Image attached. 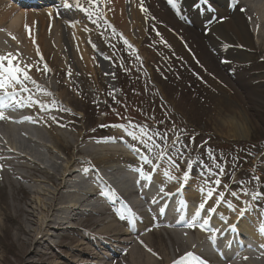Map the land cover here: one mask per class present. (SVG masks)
<instances>
[{
	"label": "bare ground",
	"instance_id": "obj_1",
	"mask_svg": "<svg viewBox=\"0 0 264 264\" xmlns=\"http://www.w3.org/2000/svg\"><path fill=\"white\" fill-rule=\"evenodd\" d=\"M69 1L82 2V0ZM100 1L102 15L106 20L117 25L123 32H133L136 36H141L139 51L147 52H145L147 61L156 63V69L160 68L159 63L163 58L166 61H172L170 65H179V70L176 67L161 68L164 77L170 79L171 75L184 74L180 64L182 61L176 55L178 53L186 56V51L183 44L177 41L178 36L174 33L171 35L164 33L163 40H159L156 35L152 36L149 33L145 35L151 19L139 7V2L142 3V0ZM174 1L180 3L178 9L184 15H193L197 18L198 29L188 26H184V29L190 33L189 38L196 44L198 50L203 49L213 58H217L219 66L230 72L237 84L239 83L247 90L254 101L264 102V96L252 90L254 82L249 78L250 73L244 71L246 61L251 58L248 51L253 48L260 52L264 44V0H232L234 3L232 12L227 5L230 0H212L217 8L214 14L198 13V15L192 8V4L198 0ZM126 2L130 5L128 15L125 10ZM4 4L5 2L0 0V55L7 56L11 53L16 57L14 62L20 63L31 77L22 84L13 82L6 86L7 90L15 95L5 100L7 107L0 109V115L3 116L0 118V180L3 181L0 183V192L4 196L5 189L8 187L13 200L10 206L13 209V215L8 214L7 205L0 206V215L4 220L15 225L14 239L25 238L28 242H22L28 246L37 241L41 242L40 239L44 240V237L47 239V235L50 234L48 231L50 226L61 229L62 220L86 210L83 206L88 203V213L85 217L92 228L98 227L97 235L99 236L93 234V237L95 236L101 242L100 246L95 244V249L105 250L112 244L111 242L123 243L124 246L129 243L130 246L127 247L129 257L124 264H199L194 256V252L197 251L214 264H246L250 257L249 246L237 245L234 241V237L240 233L244 234L243 237L252 238L256 244L261 243L264 247V222L258 224L255 219L249 224H244L245 219L242 217L236 219L243 209L242 205V207L236 205V199L228 200L225 209L226 217H232V213H235L234 218L230 220L229 229L226 230V225L219 222V228L215 230L212 223L216 221V215L209 211L211 196L208 202L202 203L206 195L196 191L195 195L182 190L184 187L182 183L189 181L183 174L179 175V172L183 170L177 169L175 164L174 166L167 164L163 159L159 160L156 168H153L146 157L137 155L141 149L145 148L141 144L147 142H140L131 135H128L130 144L135 143L140 148L133 151V146L128 147L131 153H127L125 148L119 147L117 139H111L114 137H112L113 133L117 135L124 133V131L120 132L121 128L119 130L116 126H101L100 123L93 127L88 123L79 124L75 120L76 115L71 111L70 106L77 107L78 99L81 100L82 97L90 98L91 95L95 97L100 88H105L104 77L112 71L111 66L109 69L104 67L107 64L100 56L101 47L95 48L90 41L89 38L93 37L91 31L83 40L79 39L75 29L66 27L64 32L63 28L56 27L57 22L53 27L51 22L64 13L60 8L59 12L52 6L40 11H20L11 18L10 13L15 11L14 7ZM160 4L169 5L170 0H160ZM153 7L155 8V5ZM67 8L72 10L73 6L69 5ZM68 9L65 11L66 14L70 13ZM81 9L83 10V7ZM165 11L171 14L169 8L165 7ZM45 17L48 25L43 24L44 31L39 30L38 33L37 24L42 23ZM50 18L51 22L48 23ZM66 25L74 26L69 23ZM145 37L146 40L158 42V47L156 45L154 48L148 47ZM181 39L184 42L183 35ZM155 48L161 56L158 60ZM174 51L176 52L175 60L170 54ZM262 54L264 55V51ZM28 65H31V68H28ZM25 87L27 91L24 90ZM3 94L4 90L0 89V96ZM97 101L100 100L97 99ZM215 101H223L222 95H216ZM53 149L63 151L65 159L55 157L54 160L51 156ZM132 153L135 155H131ZM43 161H46L48 165L44 166ZM74 164L87 165L90 170L75 169ZM157 168L162 174L157 178L160 189L176 191L175 194L184 192L182 203L186 204V207L183 209H187L193 216L179 214V221L169 223L168 220L171 226L181 224L184 227L180 228L179 232L169 228V235L177 241L174 243L175 251L178 250L180 242H183L186 248V252L183 251L181 257L173 262L168 256L164 241L159 236V229L150 227L154 222L146 224V220L142 221L139 218V215L150 216L151 210H154V207L165 198L158 193L159 189L153 190L152 185L143 186L147 183L146 174H151ZM97 169L100 170L99 172L103 171L101 173L107 177V180L100 179L101 173H96ZM39 177H43L49 184L48 189L39 188L37 184ZM16 192L21 193V198L15 197ZM192 199L198 203L193 204ZM64 202L71 204L62 206ZM202 204L203 207H201ZM230 204L232 207L229 206ZM173 205L176 206L175 203ZM180 205L178 203V209L183 210ZM141 206L144 208H140ZM219 207L222 208L218 205L215 212L219 210ZM134 208L145 211L139 213ZM233 209H236L235 212ZM35 210L41 215L38 220L33 221L30 217L34 216ZM197 212H199L198 215ZM114 213L113 220L118 222L110 221L104 225V214L113 216ZM241 215H245V210ZM206 219L207 224L204 223ZM198 221H202L201 224H198V227L194 226L193 224ZM233 221L236 222L233 228L236 230L235 233L231 230ZM140 222L146 225L137 226L136 224ZM30 223H35L36 226L30 229L27 226ZM50 223H56V225ZM3 226L4 224H0V229L3 230ZM221 233L226 236L227 244L230 241L229 246L233 253L226 252L228 246L224 245V241L219 244L221 241L218 237ZM154 235L159 237L158 242L153 241ZM85 237L92 239L90 234ZM203 239L209 240L210 244H202ZM83 244L87 243L80 242L79 250L87 253L89 258L80 260L82 264H104L99 255L102 252H93V254ZM218 244L223 254L221 260L208 249L209 247L216 249ZM204 245L206 247L201 251L198 250V246ZM124 246L118 245L116 249L122 253L126 248ZM41 255L47 256L45 252ZM202 261L211 264L205 259Z\"/></svg>",
	"mask_w": 264,
	"mask_h": 264
},
{
	"label": "rangeland",
	"instance_id": "obj_2",
	"mask_svg": "<svg viewBox=\"0 0 264 264\" xmlns=\"http://www.w3.org/2000/svg\"><path fill=\"white\" fill-rule=\"evenodd\" d=\"M62 3L64 9L61 11L64 13L52 22L51 18L48 19V23L51 22L55 27L57 22L56 27L63 28L64 32L66 27L75 29L79 39L83 40L91 31L93 37L89 39L95 48L101 47L100 56L107 64L104 67L107 69L112 67L110 74L104 77L105 88H100L95 97L89 95L90 98L78 99L77 107L70 106L71 111L76 115L75 120L79 124L88 123L93 127L100 123L101 126L121 128L120 132L124 131V133L119 135L113 133L112 137H114L111 139H117L119 147L125 148L127 153H131L128 147L133 146V151L140 148L135 143L130 144L128 135L134 136L140 142L146 141L147 143L141 144L145 148L138 152V156L146 157L153 168L159 165L160 159L171 166L175 164L177 169L183 170L179 172V175L183 174L189 179L187 183H182L184 191L195 195L201 192L206 195L202 203L208 202L211 196L212 201L209 202V208L212 212L219 204L222 206L214 212L218 216V220L214 221L215 224L219 225V222L229 224L234 218L235 213H232V217H226L225 209L228 200L231 199H236L238 207L243 206L241 213L245 210V215L240 213L236 219L242 217L245 219L244 224H249L255 219L258 224L264 222V102L254 101L251 94L239 83L237 84L235 77L219 66L217 58H213L203 49L198 50L196 44L189 38L190 33L184 29L187 25L182 19L168 14L159 0H142V3L139 2V7L143 6V11L151 19L145 35L149 33L163 40L164 33L170 35L174 33L178 36L177 41L184 46L186 56L178 53L176 55L175 51L170 53L173 60L176 55L182 61L180 64L184 74L171 75L173 77L170 76V79L164 77L161 68L176 67L179 70V65H170L172 61H166L163 58L159 63L160 68L156 69V63L152 64L147 61L146 51H139L141 36H136L133 32H123L117 25L106 20L102 15L100 0L96 3H88V0L71 3L66 0L65 4L73 6L72 10L65 6L64 1ZM129 7V2H126V15L130 13ZM67 9L70 11L68 14L65 12ZM75 9L77 11H74ZM18 12L20 11L11 12V18L15 17ZM50 15L52 16V13ZM68 23L74 26L69 27L66 25ZM43 24L48 25L46 17L42 23L37 24L38 33L39 30L44 31ZM194 24L188 27L196 28L197 26L196 29H198V23L195 24L196 26ZM182 35L184 42L181 39ZM146 41L148 47L154 48L155 45L158 47V42ZM260 49V52L253 48L248 51L251 58L246 61L244 71L250 73L249 78L254 82L252 90L264 96V55L262 54L264 44ZM155 52L158 60L161 56L156 48ZM218 94L222 95L223 101H215V96ZM51 156L54 160L55 157L65 159V154L61 150L53 149ZM42 164L48 165L46 161ZM73 168L90 170L87 165L79 164H74ZM160 172L157 168L151 173L150 177L155 185H159L157 178L162 175ZM102 173L100 175L107 179ZM38 180L39 188H49V184L43 177H39ZM217 180L219 184L216 183ZM0 183L3 181L0 180ZM167 191L168 189L163 190V192ZM209 192H211L210 196ZM20 196H22L21 193H15V197L21 198ZM178 197L183 198L179 195L176 198ZM12 201L9 189L6 187L4 196L0 192V206L7 205L10 216L13 215V209L10 208ZM192 201H194L193 204L198 203L193 199ZM68 204L71 203L64 202L62 206ZM87 204L83 206L86 210L62 220L61 229L50 226L48 230L50 234L47 235V239L44 237L46 241L40 239L41 242L37 241L30 246L23 243L28 242L25 238H22L23 240L14 239L15 225L4 220L0 215V224H4L3 230L0 229V264H82L80 260H87L89 256L79 250L80 242L87 243L83 246L89 248L91 253L102 252L99 255L104 264L126 263L129 257L127 248L130 246L129 243L124 246L123 243L111 242L112 244L105 250L95 249L96 245L100 246L101 242L95 236L93 237V234L99 236L97 235L98 227L92 228L85 217L88 213ZM158 208L159 206L154 208L155 212ZM134 210L139 213L145 211L137 208ZM235 210L233 209V212ZM40 215V212L35 210L34 216L30 218L35 221ZM104 216V225L114 221L111 216L107 214ZM153 221L155 224L150 227L159 229V236L164 241L168 256L173 262L181 257L183 251L186 252V248L185 244L180 242L178 250L175 251L174 243L177 241L169 235V228H174L179 232L180 228L184 227H166ZM50 224L56 225V223ZM27 226L33 229L36 224L30 223ZM87 234H90L91 240L85 237ZM152 238L153 241H159V237L155 235ZM201 241L202 244L208 243L204 239ZM114 245L126 248L120 253ZM204 247L206 246H198V250L201 251ZM115 249L118 252L112 254V250ZM208 249L211 251L210 248ZM42 252H45L47 256H42ZM249 252L250 257L248 262H245L246 264H264V247L261 243L252 244ZM194 253L198 259L200 257L207 262L214 263L207 260L201 252Z\"/></svg>",
	"mask_w": 264,
	"mask_h": 264
},
{
	"label": "snow or ice",
	"instance_id": "obj_3",
	"mask_svg": "<svg viewBox=\"0 0 264 264\" xmlns=\"http://www.w3.org/2000/svg\"><path fill=\"white\" fill-rule=\"evenodd\" d=\"M96 2L97 0H88V3ZM65 6H67V3L65 4ZM84 10L86 11V9ZM142 10H144L143 6ZM125 43H127V41H125ZM37 54L39 55V52ZM14 61H16V57L12 56L11 53H9L7 56L0 55V89L4 90L3 96H0V109L7 107L8 105L5 104V100L10 96L15 95V93L9 92L7 90V85L13 82L22 84L24 81L31 79L28 71L24 67H22L20 63ZM27 67L31 68V65H28ZM45 70H47V66H45ZM24 90L27 91V88L25 87ZM0 118H3V116L0 115ZM177 139H179V137ZM216 183L219 184V180H217ZM208 195L210 196L211 192H209ZM233 195H235V193H233ZM201 207H203V204L201 205ZM209 211H211V209ZM198 214L199 212H197V215ZM204 223L207 224L208 220L206 219Z\"/></svg>",
	"mask_w": 264,
	"mask_h": 264
}]
</instances>
